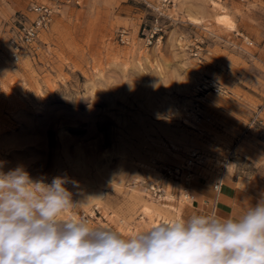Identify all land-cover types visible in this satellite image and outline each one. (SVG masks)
Listing matches in <instances>:
<instances>
[{"label":"rangeland","instance_id":"obj_1","mask_svg":"<svg viewBox=\"0 0 264 264\" xmlns=\"http://www.w3.org/2000/svg\"><path fill=\"white\" fill-rule=\"evenodd\" d=\"M34 3L58 8L15 60L11 37L34 19ZM222 13L233 29L216 23ZM155 27L161 39L145 45ZM0 164L48 183L67 178L81 204L60 218L124 238L210 213L216 185L256 203L264 0H0Z\"/></svg>","mask_w":264,"mask_h":264},{"label":"clouds","instance_id":"obj_2","mask_svg":"<svg viewBox=\"0 0 264 264\" xmlns=\"http://www.w3.org/2000/svg\"><path fill=\"white\" fill-rule=\"evenodd\" d=\"M66 183L0 164V264H264V198L234 217L193 214L124 238L61 219L81 204Z\"/></svg>","mask_w":264,"mask_h":264},{"label":"built area","instance_id":"obj_3","mask_svg":"<svg viewBox=\"0 0 264 264\" xmlns=\"http://www.w3.org/2000/svg\"><path fill=\"white\" fill-rule=\"evenodd\" d=\"M57 8L58 6L56 3H34L31 5L30 11L35 15L34 19H30L29 22L23 23L17 33L11 37L12 56L15 60H19L25 49L36 43L40 35L49 28ZM161 31L162 29L158 27L149 29L148 33H146L142 39L143 43L145 45H151L159 42L162 37ZM118 39L121 44L129 43V37L125 31H121L118 34ZM191 53L195 58H199L197 51L192 52L191 50ZM198 88L199 90L206 89V83H201ZM214 91H217V89L214 88ZM175 172H178V169H176ZM218 186L219 185H216L215 188Z\"/></svg>","mask_w":264,"mask_h":264},{"label":"crops","instance_id":"obj_4","mask_svg":"<svg viewBox=\"0 0 264 264\" xmlns=\"http://www.w3.org/2000/svg\"><path fill=\"white\" fill-rule=\"evenodd\" d=\"M248 191L231 186L229 184H221L217 192L213 211L224 217H234L247 209L249 205L255 203Z\"/></svg>","mask_w":264,"mask_h":264},{"label":"bare ground","instance_id":"obj_5","mask_svg":"<svg viewBox=\"0 0 264 264\" xmlns=\"http://www.w3.org/2000/svg\"><path fill=\"white\" fill-rule=\"evenodd\" d=\"M193 20H195V23L199 22L197 19H193ZM216 23H218V25L225 26L228 29H233L234 27V23L231 21L229 16L225 13L216 15ZM216 190L217 191L219 190V186L216 188ZM144 212L146 214H150L151 210L148 207H145ZM156 224H159V223H156Z\"/></svg>","mask_w":264,"mask_h":264}]
</instances>
